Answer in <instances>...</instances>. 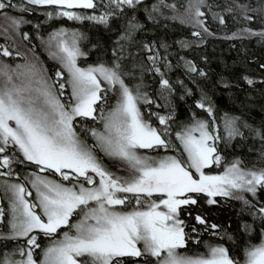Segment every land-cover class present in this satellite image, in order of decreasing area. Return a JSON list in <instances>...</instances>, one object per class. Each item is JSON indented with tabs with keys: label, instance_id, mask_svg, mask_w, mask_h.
Segmentation results:
<instances>
[{
	"label": "snow or ice",
	"instance_id": "6c2138e0",
	"mask_svg": "<svg viewBox=\"0 0 264 264\" xmlns=\"http://www.w3.org/2000/svg\"><path fill=\"white\" fill-rule=\"evenodd\" d=\"M198 3H203V0H198ZM142 4L143 0H107L106 3L105 0H25L19 10L26 13L35 11L36 6H49L53 9L46 13L49 19L55 13L68 20L91 21L107 27L125 6L135 12ZM11 7H16L11 0H0V12ZM99 7L105 9L100 15L75 11L91 9L95 12ZM163 8L176 11V5L166 0H157L151 9L145 11L148 18L155 21L154 13L163 15ZM203 15L196 7L197 23L202 24L199 17ZM170 18L178 19L177 16ZM3 19L13 30H18L22 23H30L22 17L4 15ZM220 23H224L223 17H220ZM140 27L133 16L117 40V47L112 50L111 63H98L87 68L77 64V59L85 55L79 47L80 34H69L63 29L57 31L50 40L56 41L63 70L57 71L52 86L37 80L45 87L36 88V96L25 95L31 89L15 85L9 87L13 78L0 69V75L6 77V83L0 88V154L7 153L9 147L14 146L23 157L19 160L8 155L0 156V168L8 169L7 172L0 171V176L12 177L14 163L27 161L38 168V172L25 177L35 190L34 201L27 199L33 193L24 183H0V191L9 198V210L6 212L0 208V225L5 223L6 216L9 217L8 231H0V242H16L10 252L0 251V264H129V261L141 264V258L146 260L148 257L155 258V264H264V230L258 244L249 243L243 249V261L230 255L229 249L223 245L209 246L206 256L194 257L180 251L188 240L180 210L196 205L200 194L209 198L206 203L210 205L217 203L214 198L218 196L241 200L250 215L255 218L258 212L260 219L264 220V205L257 209L243 195H237L248 192L255 197L258 190H264V167L244 168L236 160L222 175L205 173V169L221 165L218 142L223 141L227 145L236 138H248L241 129H249L250 126L241 123L239 117L227 114L222 118L226 135L217 134L206 120H196L177 132L175 138L182 146V158L169 156L157 161L137 154L138 149L176 148L166 139L170 134L167 125L171 117H158L159 123L166 126L162 131L152 127L143 119L138 107L141 99L149 104L152 101L146 98V94H140L138 86L132 89L125 82V77H133V72L123 64L127 57L121 41L131 40L132 33ZM7 30L4 29L5 32ZM204 30L207 31L206 28ZM245 31L264 37V33ZM194 35L199 36L200 33ZM24 38L27 39V34ZM144 49L150 53L147 59L152 63L151 70L161 75V89L171 93L172 85L163 78L161 68L156 66L159 53L151 54L153 46L148 44ZM0 55L10 57L12 52L4 48ZM139 67L143 71V66ZM64 71L68 80L61 82ZM189 71L196 72L197 69L189 63ZM200 75L204 73L200 72ZM247 82L253 83L252 80ZM66 83L71 87L74 101L69 105L62 104L51 90L56 84L62 90ZM109 90L118 94L117 104L107 116L101 109L104 132L97 133L95 129L90 132L109 156L127 163L130 178L115 176L103 167L92 149L79 139L73 124L77 117L95 120L96 106ZM60 95H63L62 91ZM196 106L209 116L213 115L212 107H206L205 103L199 102ZM10 122H14V126ZM251 133L253 138L264 144V128L251 129ZM261 158L264 159V151ZM46 170L60 174L63 181L74 183L65 186L38 174ZM127 194H131L135 204L142 207L143 196L146 200L144 210H120L117 206L131 203ZM154 194L158 196V202L151 199ZM73 216L79 217L78 222H71ZM195 220L206 229L219 228L216 224L208 225L200 215L195 216ZM62 228H68V231L60 232ZM241 228L251 235V225L245 223ZM37 232L50 240L49 246L41 249L42 259L36 254V249L41 248L37 235L33 234ZM58 233L62 238H55ZM227 238L232 240L230 235Z\"/></svg>",
	"mask_w": 264,
	"mask_h": 264
},
{
	"label": "trees",
	"instance_id": "16d2710c",
	"mask_svg": "<svg viewBox=\"0 0 264 264\" xmlns=\"http://www.w3.org/2000/svg\"><path fill=\"white\" fill-rule=\"evenodd\" d=\"M11 2L16 7L0 12V52L7 48L14 57L0 55V69L7 71L13 77V84L16 83L15 79L18 76L32 67L44 79L43 81H46V85H53L54 73L62 69L57 60L49 56L51 52L49 44L50 37L61 29L69 34L77 32L81 36L79 47L85 55L77 59L78 66L87 68L98 63L110 64L113 59L112 50L117 47V40L125 32L129 20L135 16V21L142 27L132 33L131 40L121 41L125 46L124 55L127 57L123 64L127 70L133 72V77L126 76L125 82L132 89L138 86L140 94L142 96L146 94V98L152 101L149 104L141 99V104H138L143 119L152 127L159 128L160 124L156 117H171L167 125L170 134L166 138L170 144L176 146L175 150L143 149L138 150L137 154L150 160L177 157L176 153L182 154V148L175 138L177 132L196 120H206L217 134L226 135L222 118L227 114L239 117L241 123L250 126L249 129H241L248 138H236L227 145L223 141L218 142V150L222 157L221 165L205 169V173L220 175L236 160H239L244 168L264 167V159L261 158L264 144L259 139L253 138L251 133V129L264 128V37L250 35L249 31H245L264 33V0H203V3H198V0H166L167 3L176 5V11L163 8V15L154 13L155 21L148 18L145 9H151L157 0H143V4L137 6L135 12L125 6L122 12H118L109 21L107 27L91 21L49 19L44 15L47 10L45 7L36 6L35 11L22 13L19 9L25 1L11 0ZM196 7L204 13L199 17L202 24L197 23ZM87 11L100 15L105 9L99 7L95 12L91 9ZM4 15L22 17L30 23H22L18 30H13L8 28V23L3 19ZM172 16H177L178 19H171ZM246 16L252 19H246ZM220 17L224 19L223 24L220 23ZM181 20L184 22L181 23ZM205 28L207 31L204 30ZM4 29H8L7 32ZM196 32L200 35H194ZM24 34H27V39L24 38ZM145 44L153 46L151 54L159 53L156 66L161 68L163 78L168 79L172 85L171 93L161 89V75L151 70L152 63L147 59L150 53L144 49ZM189 63L196 67V72L189 71ZM140 65L143 66V71ZM200 72L204 75H200ZM248 80H252L253 83L249 84ZM3 81L0 77V88L4 86ZM65 81L67 78L64 72V80L61 82ZM51 89L58 97L59 91L56 85ZM63 94L69 98L67 83ZM118 97L115 91H106L104 98L96 106L97 118L84 122L77 118L73 124L79 139L89 148H93H91L93 154L97 156L103 167L115 176L130 178L131 173L122 166V160L111 158L100 151L90 132L92 129L97 133L102 132L104 123L101 109L103 115L107 116L118 101ZM199 102L205 103L206 107H212L213 115L209 116L204 109L198 108L196 105ZM161 127L164 129L166 126L161 125ZM3 155L23 160L14 146H10L7 153L0 154ZM32 165L34 164L27 161L14 163L12 165L14 178L0 176V183L4 181L24 183L32 192L29 183L25 180V177L35 172L29 167ZM38 174L56 182L59 180L48 174ZM71 183L74 181H64L62 184L71 186ZM127 195L131 203L120 206V210L130 211L133 208L144 210L146 200L143 196H141L144 204L142 207L135 204V198L131 194ZM240 195L255 204L257 209L264 205V190H258L255 197L248 192H242ZM157 198V195H153L151 199L157 200ZM207 199L209 198L200 194L196 205L186 206L180 210V218L184 220L185 232L188 234L186 247L180 251L194 257L206 256L209 246L223 245L229 249L230 255L243 261V249L246 245L260 242L264 220L260 219L258 212L255 218L250 215L241 200L218 196L214 198L217 203L210 205L206 203ZM30 200L33 201V195ZM0 208H4L6 212L9 210V198L3 191H0ZM197 215L203 217L208 225L216 224L219 228L206 229L205 225L196 222ZM8 219L9 217L6 216L5 223L0 225V231H8ZM78 220L79 217L74 216L71 222L75 223ZM245 223L251 225V235L242 230L241 225ZM67 229L63 228L60 232ZM33 234H37V242L41 245V248L36 249V254L41 259V249L49 246L50 240L38 232ZM228 235L232 240L227 238ZM55 238L60 239V234L58 233ZM15 243L0 242V251L10 252L15 247ZM16 258L19 259L18 256ZM129 264L132 262L129 261ZM141 264H155V259L141 258Z\"/></svg>",
	"mask_w": 264,
	"mask_h": 264
},
{
	"label": "rangeland",
	"instance_id": "374dc122",
	"mask_svg": "<svg viewBox=\"0 0 264 264\" xmlns=\"http://www.w3.org/2000/svg\"><path fill=\"white\" fill-rule=\"evenodd\" d=\"M25 1V0H24ZM107 1V0H106ZM38 7H40V6H38ZM43 7H45V8H47V10H46V12L44 13V15H45V17L46 18H48L47 17V15H46V13L47 12H49V11H53V9L51 8V7H49V6H43ZM87 10H89V9H87ZM87 10H85V9H76L75 11H78V12H82V13H86V14H89V15H97V14H93V13H90V12H88ZM52 18H64V17H58V16H56L55 15V13H53V17ZM64 19H66V20H68L67 18H64ZM68 21H72V20H68ZM74 22H79V21H74ZM49 47H50V51L51 52H49V56L51 57H54L56 60H57V62H58V64H59V66H60V68L63 70V64H62V61L60 60V53L58 52V49H57V47H56V41L55 40H50V44H49ZM53 47V48H52ZM56 54V55H53V54ZM10 57H14L13 55L12 56H10ZM22 57H23V55H22ZM65 72V74H66V78H67V80H68V74H67V72L66 71H64ZM22 73V72H21ZM38 72H36L35 70H33V68L32 67H30L29 69H27V70H25L24 71V73L23 74H21V76H18L16 79H15V81H16V83L15 84H10L9 85V87H11L12 85H15V86H17V87H21V88H27V89H31L30 91H27L26 93H25V95H32V96H36V95H38V93H36L35 92V89L36 88H42V87H45V84L44 83H37L36 81L37 80H44V79H42V77H40L38 74H37ZM56 73L57 72H55L54 73V75H53V77H54V81L56 80ZM0 77H1V79H3L4 81H3V85L6 83V77L5 76H2V75H0ZM13 78V77H12ZM12 81H14V79L12 80ZM48 86V85H47ZM56 88H57V90L59 91V94H58V99L60 100V102L62 103V104H65V105H69V104H71V103H74V101L72 100V98H71V87L68 85V95H69V98H68V96L65 94H63V95H60V92L62 91H64V89H59V86H58V84H56ZM52 90V92H53V89H51ZM54 93V92H53ZM55 94V93H54ZM118 99H119V97H118ZM42 102V101H41ZM100 104V102L97 104V106ZM116 104H117V102H116ZM116 104L114 105V107L116 106ZM138 104H141V101H139L138 102ZM113 107V108H114ZM95 115V114H94ZM77 118H79L80 119V121L81 122H84V121H86V120H89V119H91V118H80V117H77ZM76 118V119H77ZM157 118V121L159 122V119H158V117H156ZM13 126H14V122H10ZM160 124V123H159ZM159 128L157 129L158 131H162L163 130V128L161 127V124L158 126ZM104 132V125H103V130H102V132L101 133H103ZM93 137V136H92ZM94 138V141H95V143H96V146H97V148L100 150V151H102L104 154H106L107 156H109L107 153H106V151H105V149H104V146L98 141V139L96 138V137H93ZM167 139V138H166ZM179 142V141H178ZM179 144H180V142H179ZM181 146V145H180ZM90 147H91V145H90ZM92 148V147H91ZM181 148H182V146H181ZM93 149V148H92ZM138 150H143V149H138ZM138 150H137V152H138ZM145 150H149V151H154V149H145ZM161 150H165V149H163V148H161ZM172 150V149H171ZM19 151V150H18ZM93 151V150H92ZM176 155H177V158H182L181 157V155L180 154H178V153H176ZM8 156H10V155H8ZM11 157V156H10ZM111 158H112V156H110ZM113 158H115V157H113ZM119 159V158H118ZM120 160V159H119ZM158 161V160H157ZM122 166H124L125 168H127L128 169V165H127V163L126 162H124V161H122ZM29 167H31L35 172H38V168H37V166L36 165H32V166H29ZM121 168V167H120ZM124 168V169H125ZM1 171L2 172H7L8 171V169H6V168H1ZM64 171H70V170H64ZM119 171H121V170H119ZM42 173H44V174H48V175H51V176H53V177H55V178H57V179H59L58 180V182L60 183H63L64 181L62 180V178H61V176H60V174H58V173H54L53 171H51V170H46L45 172H42ZM224 173V172H223ZM222 173V174H223ZM90 175H93L94 176V178L95 179H99L98 177H95V175L94 174H92V173H89ZM222 174H220V175H222ZM5 177H7V176H5ZM7 178H14V175L12 176V177H7ZM80 179H83V178H80ZM61 180V181H60ZM29 186H30V188H31V190H32V193H33V201L35 200V190L31 187V184L29 183ZM86 187H91V185H85ZM241 193H237V195H240ZM120 195H124V194H120ZM155 195V194H154ZM158 197V196H157ZM27 199H29L30 200V197H27ZM31 201V200H30ZM157 202H158V198H157ZM118 208L120 207V206H117ZM121 208V207H120ZM37 211L39 212V209H37ZM74 217V216H73ZM76 218V217H75ZM63 229V228H62ZM67 231H68V229H67ZM39 234H41V233H39ZM35 235V234H34ZM37 235V234H36ZM42 235V234H41ZM43 236V235H42ZM62 238V237H61ZM139 247H142V244L141 245H138ZM43 258V257H42ZM41 258V259H42ZM155 259V258H154Z\"/></svg>",
	"mask_w": 264,
	"mask_h": 264
}]
</instances>
